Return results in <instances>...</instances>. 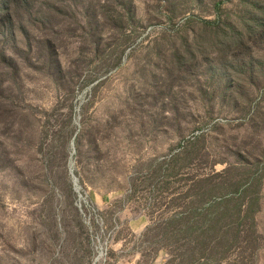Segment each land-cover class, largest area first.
<instances>
[{
    "label": "rangeland",
    "instance_id": "1",
    "mask_svg": "<svg viewBox=\"0 0 264 264\" xmlns=\"http://www.w3.org/2000/svg\"><path fill=\"white\" fill-rule=\"evenodd\" d=\"M0 264H264V0H0Z\"/></svg>",
    "mask_w": 264,
    "mask_h": 264
},
{
    "label": "water",
    "instance_id": "2",
    "mask_svg": "<svg viewBox=\"0 0 264 264\" xmlns=\"http://www.w3.org/2000/svg\"><path fill=\"white\" fill-rule=\"evenodd\" d=\"M70 169H71V173H73V162L71 163ZM73 181H74V185H75L76 189L79 190L78 184H77V179L73 178Z\"/></svg>",
    "mask_w": 264,
    "mask_h": 264
},
{
    "label": "trees",
    "instance_id": "3",
    "mask_svg": "<svg viewBox=\"0 0 264 264\" xmlns=\"http://www.w3.org/2000/svg\"><path fill=\"white\" fill-rule=\"evenodd\" d=\"M16 1V0H15ZM17 1H19V0H17ZM8 16H9V14H8Z\"/></svg>",
    "mask_w": 264,
    "mask_h": 264
}]
</instances>
